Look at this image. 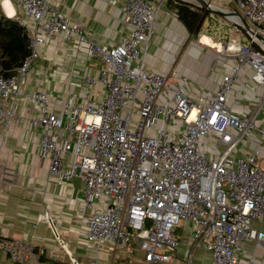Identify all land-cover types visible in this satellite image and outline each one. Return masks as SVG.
<instances>
[{
    "label": "built area",
    "instance_id": "built-area-1",
    "mask_svg": "<svg viewBox=\"0 0 264 264\" xmlns=\"http://www.w3.org/2000/svg\"><path fill=\"white\" fill-rule=\"evenodd\" d=\"M121 1L129 32L108 47L96 44L80 22H71L48 0H17L25 18L15 20L33 34L21 64L10 73L0 68V129L13 115L3 109L2 100L20 94L21 80L38 55V36L76 38L102 64L96 77L85 74L80 82L100 83L105 96L93 99L85 93L84 103L78 104L33 91L39 115L29 124L41 129L39 153L57 182L72 177L83 181L86 238L113 247L133 239L145 264H162L179 245L175 227L186 221L192 225L190 244L207 251L211 264H238L239 242L264 239V232L252 227L254 220L264 222V169L256 164L255 154L233 155L253 118L231 112L226 99L243 65L253 70V81L264 85V41L256 37L264 38V0H225L237 5L236 12L253 33L239 17L230 16L235 34L216 50L236 64L209 99L190 98L181 87L169 86L166 75L144 67L145 47L163 0ZM163 93L170 96L160 103ZM175 120L185 128L171 136L166 125L173 126ZM209 134L217 139L215 159L199 146ZM0 251L19 264L39 257L36 246L20 238L0 237Z\"/></svg>",
    "mask_w": 264,
    "mask_h": 264
},
{
    "label": "crops",
    "instance_id": "crops-1",
    "mask_svg": "<svg viewBox=\"0 0 264 264\" xmlns=\"http://www.w3.org/2000/svg\"><path fill=\"white\" fill-rule=\"evenodd\" d=\"M48 1L71 22H80L86 35L98 45L111 47L129 32L121 0ZM203 1L226 10L218 0ZM180 3L193 11L199 8L209 11L198 0H163L145 47L144 67L149 72L166 75L169 86L181 87L190 98L209 99L218 90L223 76L232 72L236 60L216 52L212 47L219 43L200 32L201 28L198 31L188 28L176 12ZM0 10L13 19L25 18L17 0H0ZM29 25L35 24L29 21ZM27 34L31 36L32 30ZM37 51L21 80L20 94H11L1 103L13 115L10 123L0 129V237L20 238L36 246L39 257L24 264H73V260L78 264L92 260L98 264H145L144 253L133 239L126 245L113 247L106 241L96 245L86 238L87 226L81 213L84 183L78 177L57 182L56 176L48 171V161L39 153L41 129L29 124L31 118L39 115L38 105L31 98L33 91H44L54 101L72 100L78 104L84 103L85 93L93 99L103 98L105 89L100 83L80 82L85 74L98 75L102 68L100 60L92 57L76 38L61 41L40 34ZM252 73L249 66L241 67L240 78L233 83L226 104L239 117L253 118L252 128L243 135L233 155L255 154L256 164L264 169V85L253 81ZM169 96L163 93L158 102L164 103ZM173 126L170 122L166 125L171 136L185 128L179 120ZM216 140L214 134L200 140L201 149L207 154L212 150L209 153L214 159L219 151ZM69 161L67 156L65 163ZM181 222L174 229L179 245L170 252L171 259L162 264H188L187 258L189 264H211L209 253L189 242L191 223ZM252 227L264 232V222L254 220ZM237 245L238 264L248 261L264 264V239L243 240ZM0 264L19 263L0 251Z\"/></svg>",
    "mask_w": 264,
    "mask_h": 264
},
{
    "label": "trees",
    "instance_id": "trees-1",
    "mask_svg": "<svg viewBox=\"0 0 264 264\" xmlns=\"http://www.w3.org/2000/svg\"><path fill=\"white\" fill-rule=\"evenodd\" d=\"M177 13L190 30L198 31L201 28L200 12L193 11L185 3H180ZM206 14V13H205ZM29 53V37L27 31L13 18L1 15L0 17V68L10 73L21 64Z\"/></svg>",
    "mask_w": 264,
    "mask_h": 264
},
{
    "label": "rangeland",
    "instance_id": "rangeland-1",
    "mask_svg": "<svg viewBox=\"0 0 264 264\" xmlns=\"http://www.w3.org/2000/svg\"><path fill=\"white\" fill-rule=\"evenodd\" d=\"M218 1L221 3V6L224 7L225 9H234L237 11L239 9L235 3H229L226 2L225 0H218ZM199 9H200L199 10L200 16H204L201 20L200 32L211 35L213 40H215V42H218L221 45L226 43L229 37L235 34L232 32L234 25L230 23L226 18L221 17L211 11H206L202 8ZM243 36H245V38L247 37L245 34ZM212 48L214 50L217 49V47H212ZM132 121L135 122L136 119L133 117ZM209 152L212 154V150L208 151V156L210 157L211 154ZM224 187H226L225 184ZM181 225L182 222H180V226Z\"/></svg>",
    "mask_w": 264,
    "mask_h": 264
},
{
    "label": "water",
    "instance_id": "water-1",
    "mask_svg": "<svg viewBox=\"0 0 264 264\" xmlns=\"http://www.w3.org/2000/svg\"><path fill=\"white\" fill-rule=\"evenodd\" d=\"M198 1L203 5V7H205L209 11H211V12H213V13L221 16V17L226 18L230 23L233 22L231 20L230 16H237V17H239L240 20H241V22H242V24L245 26L246 30L249 31L250 33H253V31H251V29L247 25L245 19L238 12H236L235 10H233V11H225V10H222V9H218L216 7L213 8V7L209 6V4L205 3L203 0H198ZM256 37L264 41V38L261 35L256 34Z\"/></svg>",
    "mask_w": 264,
    "mask_h": 264
},
{
    "label": "bare ground",
    "instance_id": "bare-ground-1",
    "mask_svg": "<svg viewBox=\"0 0 264 264\" xmlns=\"http://www.w3.org/2000/svg\"><path fill=\"white\" fill-rule=\"evenodd\" d=\"M214 7V6H213Z\"/></svg>",
    "mask_w": 264,
    "mask_h": 264
}]
</instances>
